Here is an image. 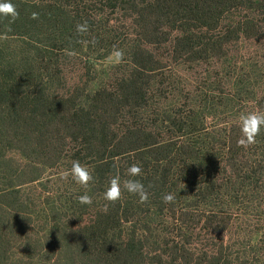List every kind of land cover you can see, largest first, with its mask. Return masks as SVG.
Masks as SVG:
<instances>
[{
	"label": "rangeland",
	"instance_id": "374dc122",
	"mask_svg": "<svg viewBox=\"0 0 264 264\" xmlns=\"http://www.w3.org/2000/svg\"><path fill=\"white\" fill-rule=\"evenodd\" d=\"M251 1L257 2L244 0L242 6L225 12L219 27L196 33L201 37L195 41V58H176L169 42H144L136 35L130 7L114 6L113 2H82L80 6L56 2L62 6L51 14H57L56 19L46 20L47 35L40 30L27 37L0 35V49L43 55L50 63L48 68L42 63L41 66L51 74L41 81L43 87L80 103L94 91L120 87L134 68L143 73L151 71L147 76L153 84L149 106L122 111L120 130L138 124L173 135L176 129L170 125L185 122L197 129L192 136L207 140L211 151L207 161L212 164L192 165L222 170L234 164L233 158L243 157L245 164L264 168V129L251 145L237 143L231 152L224 145L232 129L237 139L241 138L238 120L242 113L264 112V11L252 7ZM29 3L40 9L48 4ZM78 15L83 20L75 27L86 24L87 31L71 30L70 34L66 28ZM57 29L70 35H60ZM184 132L189 134L190 130L186 128ZM175 139L182 142L185 136ZM73 147L77 146L70 144L67 148ZM63 159L58 165L39 169L30 166V172L19 175V167L26 164L20 152L8 147L0 149V210L4 215L0 264H55L67 255L71 227L90 222L97 210L92 199L86 213L79 204L70 207V200L78 203L82 193L66 186L72 180L67 173L73 161ZM126 169L127 164L123 173L117 174L122 180L127 178ZM38 175V180L27 182ZM256 179L254 187L258 185V190L248 193L246 199L218 195L207 200H177L178 207L191 206L182 227L171 220L172 211L163 210L164 204L152 196L136 205L129 231L146 228L144 245L151 252L148 264H177L182 243L194 248L192 254L186 253L187 259L193 257V264H212L221 256L234 259L236 264H264V176L260 174ZM235 188L248 189L239 185ZM10 190L15 193L2 197V192ZM95 204L105 201L99 197Z\"/></svg>",
	"mask_w": 264,
	"mask_h": 264
},
{
	"label": "trees",
	"instance_id": "16d2710c",
	"mask_svg": "<svg viewBox=\"0 0 264 264\" xmlns=\"http://www.w3.org/2000/svg\"><path fill=\"white\" fill-rule=\"evenodd\" d=\"M29 2L48 4L40 9ZM56 2H74L77 6L82 2H113L114 6L130 7L136 35L148 44L169 42L178 59L184 56L195 58V47L198 46L195 41L201 37L196 33L219 27L225 12L244 4V0H13L18 15L11 22L7 17L0 18V35L27 37L36 30L47 35V21L56 19L57 14H51L62 6ZM251 3L252 7L258 6L264 11V0ZM75 19L66 28L70 34L71 30L76 31L75 24L83 17L78 15ZM57 32L70 35L64 34L61 29ZM173 33H176L174 38ZM82 46L85 47L84 44ZM4 52L7 53L5 56ZM0 56V149L8 147L20 152L26 164L19 167V175L30 172V166L39 169L58 165L64 157H69L70 161H78L86 167L92 177L85 187L72 180L66 183L69 189H77L90 196L97 210L89 223L71 227L67 255L55 264H148L151 252H147L144 245L146 228L129 231L134 220L132 210L139 205V197L121 189L117 201L109 202L103 198L109 177L123 173L126 164L127 168L132 164L140 167L141 173L136 179L144 185L147 198L152 196L155 201L163 203L162 209L172 211L171 220L180 227L191 208L189 204L178 207L176 201L181 198L207 200L221 195L246 199L248 193L258 190V185L254 187L256 177L260 174L264 176V168L257 167L260 164H245L243 157L239 160L233 158L234 164L229 168L224 166L222 170L192 165L212 162L207 161L211 153L206 146L207 140L192 136L197 129L190 124L174 122L170 125L176 129L173 135L162 134L159 128L147 129L138 124L120 130L118 121L122 111L141 110L149 106L153 84L147 76L151 71L144 70L143 73L142 69L134 68L122 79L120 87L94 91L86 102L80 103L43 87L41 81L51 76L44 68H48L50 62L43 55L0 49ZM41 63L45 66L42 67ZM186 128L190 130V135L185 134ZM233 131L225 136L224 145L228 152L238 141ZM181 136H185V140L174 141ZM70 144L77 147L69 150L67 147ZM39 176L27 182L36 181ZM128 178H121V181ZM238 185L250 190L238 191L235 188ZM14 193L12 190L2 192V197ZM169 193L174 199L165 204L162 197ZM99 197L104 199L105 204H95ZM69 203L70 207L79 204L85 211L83 213L89 206L74 203L73 200ZM228 206L232 208L229 203ZM3 216L0 210V238ZM178 249L181 254L175 262L193 264V257L187 259L186 253H191L194 248L182 243ZM234 261L221 256L212 264H236Z\"/></svg>",
	"mask_w": 264,
	"mask_h": 264
},
{
	"label": "clouds",
	"instance_id": "9594fccd",
	"mask_svg": "<svg viewBox=\"0 0 264 264\" xmlns=\"http://www.w3.org/2000/svg\"><path fill=\"white\" fill-rule=\"evenodd\" d=\"M18 13L16 11L13 0H0V18L7 17L9 21H14ZM35 18V13L32 14ZM87 31L86 24H77L76 32L83 33ZM238 125L241 133V138L237 141L240 146H248L256 142V137L261 129H264V112H248L242 113L238 120ZM141 173L138 165L132 164L126 169V174L129 177L125 181H121L119 175L113 176L103 192V198L109 202L117 201L121 196V189L139 197V202L144 203L147 199V194L144 185L139 179H136ZM67 175H70L72 181L82 187L87 186L91 180V175L88 169L82 166L78 161H73ZM79 203L87 205L92 202L91 197L86 193L77 197ZM174 197L169 194H164L162 200L165 204L172 202Z\"/></svg>",
	"mask_w": 264,
	"mask_h": 264
}]
</instances>
